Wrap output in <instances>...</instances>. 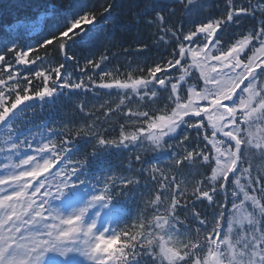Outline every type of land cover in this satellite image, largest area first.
I'll return each instance as SVG.
<instances>
[{"label":"snow or ice","instance_id":"snow-or-ice-1","mask_svg":"<svg viewBox=\"0 0 264 264\" xmlns=\"http://www.w3.org/2000/svg\"><path fill=\"white\" fill-rule=\"evenodd\" d=\"M117 7L114 0L106 3L100 15L111 19ZM177 7L190 12L206 4L145 0L138 7L142 22L155 29L156 42L165 44L171 57L155 62L143 76L128 72L120 79L102 68L109 61L107 50L80 64L77 51L85 42L109 39L96 30L94 11L64 15L35 44L13 42L0 53V130L6 136L0 145L5 154L0 160V264H45L49 253L61 258L60 264H85L74 256L91 264H264V0H224L217 18L189 20L191 28L173 21ZM248 17L255 24L241 31ZM32 65L37 68L21 74V66ZM69 66L85 78L73 79ZM98 89H115L122 97L105 117L121 111L125 98L157 105L161 91L165 96L163 106L123 112L131 127L121 124L114 139L106 138V129L95 121L75 130L68 124L49 127L39 139L31 133L21 139L18 125L33 107L28 102L55 103L65 93L96 95ZM77 107L91 115L83 102ZM81 136L95 141L93 157L97 147L143 149L131 156L127 170L147 173L155 194L123 230L112 227L127 215L117 197L139 185L140 177L117 176L102 160L100 172L106 174L89 173L87 156L75 158ZM148 152L166 153L167 171L148 164L143 159ZM257 159L262 163L254 165ZM184 167L202 177L190 192L181 176ZM205 201L213 210L196 211V203ZM122 237L120 247H110Z\"/></svg>","mask_w":264,"mask_h":264},{"label":"trees","instance_id":"trees-1","mask_svg":"<svg viewBox=\"0 0 264 264\" xmlns=\"http://www.w3.org/2000/svg\"><path fill=\"white\" fill-rule=\"evenodd\" d=\"M109 2H113V0H0V53L3 52L5 46H11L13 42L21 46L35 44L54 24L62 20L64 15L71 17L76 13L83 14L88 11H94L97 14V20L95 21L96 30H102L103 35L109 39L101 42H85L77 51L81 65H83L85 57L97 58L99 55L105 54L107 50L109 61L105 62L102 68H107L118 75L120 79H125L128 72H131L133 77L143 76L146 74V69L154 66L155 62L162 63L164 60L171 58L168 55V47L163 43L156 42L158 38L153 35L155 29L150 30L147 28L137 14L138 7L142 8L145 0H114L121 7H117L112 13V18L106 20L100 13L104 4ZM166 2L170 3L171 0H166ZM201 2L205 3L206 7L203 9L192 7L190 12H185L177 7L173 21L178 25L183 24L185 28H191L192 25L188 22L189 20L202 21L208 18H217L224 10V0H201ZM53 12H57L59 15H53ZM20 24L35 27L36 30L25 31L23 27H19ZM254 24L255 21L248 17L239 28L243 31ZM229 31L231 32L232 29ZM228 39H232V37H228ZM142 44H146L148 47L142 52H138L137 49ZM7 59L10 62L13 61L10 55ZM60 59L62 60V57ZM138 67L144 68L145 72L139 71ZM35 68H37L36 65L21 66V74L23 75ZM117 69L119 70L118 73L116 72ZM68 70L73 73V79L85 78L78 68L73 69L69 66ZM93 78L98 81V77L94 76ZM105 79L107 81L110 78ZM159 95L160 101L157 105H152L151 103L141 104L135 96L131 100L125 98V105L121 106V111L112 112L108 117L104 116L105 110L108 107L115 108V105L122 98L115 89H98L96 95L91 92L78 95L65 93L57 97L55 103L51 100L45 102L42 111L45 113V118H48L50 113L53 115L57 114V121L55 122L57 123V128L63 124H68L69 128L75 130V127L82 123L87 124L95 121L98 127L102 126L103 129H106L103 132L106 138L114 139L119 133L121 124H125L126 129L131 127L126 123L128 118L122 114L123 112H126L129 107L133 108V110H148L154 106H163L165 93L161 91ZM81 102L86 105L84 111H91V115L86 116L79 110L77 105ZM100 104H104L105 107L100 108ZM32 112L33 107L27 110V123L34 121ZM96 117L100 119L95 120ZM185 131L191 133L190 129H185ZM76 144L80 148L78 152L79 159L87 156L89 167L102 160L111 166V171L117 176L135 175L140 177L141 183L139 185L129 186L128 189H125L126 195L121 194L117 197L126 208L129 206L131 209L130 216L127 215L118 228L123 230L125 225L130 226L137 219L138 214L144 210L146 202L151 200L155 194L153 191L155 185L147 179V173L142 174L138 171L130 173L127 170L131 156L136 152L143 151V149L132 147L105 149L97 147V155L93 157L91 153L95 145L94 140H87L81 136L76 140ZM147 147L146 143L145 148ZM143 159L148 164H156L165 171H167L166 166L171 164V161L167 159L166 153L153 154L148 152ZM261 163L258 159L254 161V165ZM133 167L138 168L139 165L134 164ZM192 171H195V169L193 168ZM189 172L190 169L184 167L181 176L187 181V188L190 192L194 181L202 177L191 176ZM230 207L231 205L229 204ZM189 208H191V199L189 200ZM212 210L206 201L196 203V211L210 213ZM150 212L151 209L149 208L148 213ZM181 217L183 218V213H181ZM208 219H211L210 215ZM191 226L195 228L199 227V224L191 221ZM117 243L121 245L123 237Z\"/></svg>","mask_w":264,"mask_h":264},{"label":"rangeland","instance_id":"rangeland-1","mask_svg":"<svg viewBox=\"0 0 264 264\" xmlns=\"http://www.w3.org/2000/svg\"><path fill=\"white\" fill-rule=\"evenodd\" d=\"M50 260H52L50 257H46V259H45V264H50L52 261H50ZM81 260H86V258H83V257H81ZM53 263H55V262H53ZM91 264V263H90Z\"/></svg>","mask_w":264,"mask_h":264}]
</instances>
